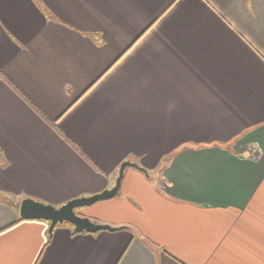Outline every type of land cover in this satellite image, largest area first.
Segmentation results:
<instances>
[{
  "label": "crops",
  "instance_id": "crops-1",
  "mask_svg": "<svg viewBox=\"0 0 264 264\" xmlns=\"http://www.w3.org/2000/svg\"><path fill=\"white\" fill-rule=\"evenodd\" d=\"M0 264H264V0H0Z\"/></svg>",
  "mask_w": 264,
  "mask_h": 264
},
{
  "label": "water",
  "instance_id": "water-1",
  "mask_svg": "<svg viewBox=\"0 0 264 264\" xmlns=\"http://www.w3.org/2000/svg\"><path fill=\"white\" fill-rule=\"evenodd\" d=\"M128 167L138 168V165L129 161L124 162L121 165L116 185L112 189L91 197L71 200L61 207H55L30 198L24 199L20 204V216L24 220H43L49 222L50 234L53 233L57 226L64 224L73 226L75 233L96 234L102 231H120L122 228L95 223L90 218L80 215L78 210L115 198L120 192L125 170Z\"/></svg>",
  "mask_w": 264,
  "mask_h": 264
}]
</instances>
